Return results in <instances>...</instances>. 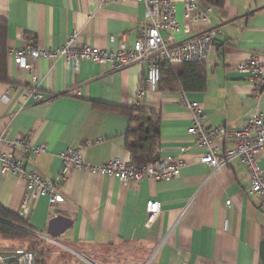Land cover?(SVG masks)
Wrapping results in <instances>:
<instances>
[{
    "label": "crops",
    "instance_id": "obj_1",
    "mask_svg": "<svg viewBox=\"0 0 264 264\" xmlns=\"http://www.w3.org/2000/svg\"><path fill=\"white\" fill-rule=\"evenodd\" d=\"M196 3L210 6L205 0ZM212 8L210 27L219 31L217 43L196 68L170 66L174 83L165 68L157 91L138 98L144 63L113 70L85 60L71 66L59 57H40L33 72L43 100L35 101L28 96L31 76L16 64L15 51L27 46L57 50L73 33L78 46L131 48L146 24L144 6L135 0H0V21L6 25L0 152L14 138L45 145L39 155L17 151L25 172L53 181L63 199L52 210L47 197H40L23 218L22 177L0 174V207L27 222L50 252L41 253L40 263L34 254V264H264L263 205L249 194L247 170L238 159L217 170L197 162L205 150L187 134L191 120L183 102H197L209 126L228 130L256 113L264 115V89L236 70L250 56L264 63V0H226L223 8ZM175 17L182 23L179 3ZM161 34L173 45L189 38L181 30ZM25 59L29 62V55ZM135 107L160 117L158 159L178 157L179 147L187 149L178 177L122 182L71 166L61 174L57 155L68 148L80 149L93 165L131 160L129 112ZM257 162L264 171V149ZM150 200L160 203L153 221L146 212ZM56 215L72 224L50 243L42 235Z\"/></svg>",
    "mask_w": 264,
    "mask_h": 264
},
{
    "label": "built area",
    "instance_id": "obj_2",
    "mask_svg": "<svg viewBox=\"0 0 264 264\" xmlns=\"http://www.w3.org/2000/svg\"><path fill=\"white\" fill-rule=\"evenodd\" d=\"M127 0H100L101 4L109 2L125 3ZM145 9L146 24L139 29L137 40L131 48L115 51H105L91 46L76 45L75 34L69 36L66 44L57 50L37 49L27 46L14 53L16 64L31 76V86L28 96L35 101L43 100V95L37 90L38 81L34 76V61L40 57L46 59L62 58L67 65L74 66L80 60L92 62L97 65H110L113 70H121L135 63L145 64V73L140 81L137 97L146 92H156L161 79V65H181L184 63H205L217 43L219 31L211 28V6L200 7L196 0H135ZM181 4L183 21L179 23L175 17L176 4ZM193 29H200L193 32ZM189 38L179 44H171L170 37L162 36V32L170 35L178 31ZM29 55L30 61L25 56ZM236 70L245 74L248 79L255 81L264 89V63L256 56L237 64ZM184 105L190 113L191 125L187 134L192 137L193 143L205 150L198 158L199 164H205L214 170L227 165L232 159H238L246 168L250 181L249 194L255 195L263 205L264 211V171L259 167L257 155L264 149V115L256 113L239 128L226 129L224 126H209L197 102H188ZM229 143V147L223 145ZM6 152H0V174L20 175L24 181V195L20 208V216L28 217L35 201L40 197H47L52 210L62 197L55 189V183L42 178L37 174L25 172L24 162L18 153L24 148L27 153L39 155L46 151L43 144L34 146L20 138L6 140ZM178 157L156 159L145 164L137 165L132 160L121 162L117 159L104 165H93L85 161L80 149L68 148L57 156L63 162L62 175L68 172V166L82 169L92 173L113 176L122 182L170 180L179 176L180 170L186 165L182 156L187 149L179 147ZM229 205V201H226ZM160 211V203L150 200L146 203L148 221H153ZM43 239L55 243L47 233ZM16 256L13 264H34L35 255L32 251L23 248L10 250ZM0 264L4 263L0 260Z\"/></svg>",
    "mask_w": 264,
    "mask_h": 264
},
{
    "label": "trees",
    "instance_id": "obj_3",
    "mask_svg": "<svg viewBox=\"0 0 264 264\" xmlns=\"http://www.w3.org/2000/svg\"><path fill=\"white\" fill-rule=\"evenodd\" d=\"M208 5L214 8H223L226 0H205ZM6 25L0 21V81L6 79ZM183 67L196 68L201 63H184ZM167 68L168 79L172 83L176 81V77L167 64L161 66L162 70ZM131 121V129L128 133L127 149L131 155V160L137 165L145 164L158 159L159 150V125L160 117L153 113L139 110L137 107L129 112ZM0 238L6 242H28L30 244L27 251H32L37 256L38 262H41L43 256L40 252L36 253L35 247L38 244H44L38 235L32 232V229L22 218L14 215L0 207ZM19 248V247H17ZM16 249L14 247H3L0 251H8ZM40 259V260H39ZM39 262V263H40Z\"/></svg>",
    "mask_w": 264,
    "mask_h": 264
},
{
    "label": "water",
    "instance_id": "obj_4",
    "mask_svg": "<svg viewBox=\"0 0 264 264\" xmlns=\"http://www.w3.org/2000/svg\"><path fill=\"white\" fill-rule=\"evenodd\" d=\"M72 224L71 219L62 215H56L52 217L47 224L46 233L51 238H57L62 235ZM15 253L10 251H0V260L3 262L10 263L13 261Z\"/></svg>",
    "mask_w": 264,
    "mask_h": 264
},
{
    "label": "rangeland",
    "instance_id": "obj_5",
    "mask_svg": "<svg viewBox=\"0 0 264 264\" xmlns=\"http://www.w3.org/2000/svg\"><path fill=\"white\" fill-rule=\"evenodd\" d=\"M29 246H30V244L28 243V242H26V243H24V242H13V244H10V243H6V242H4L1 238H0V249L1 248H3V247H7V248H11V247H14V248H17V247H19V248H25V249H28L29 248ZM54 246V245H53ZM49 247V246H48ZM55 247V246H54ZM50 248V247H49ZM63 248V247H62ZM35 249H36V253L37 252H39V254H40V252L41 253H48L49 252V250H47V248H46V244H38L36 247H35ZM55 249H57V250H61L60 248H55ZM65 251H70V250H68V249H65ZM44 253V254H45ZM50 253V252H49ZM78 254H81V253H78ZM37 255H38V253H37Z\"/></svg>",
    "mask_w": 264,
    "mask_h": 264
}]
</instances>
